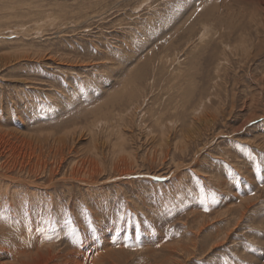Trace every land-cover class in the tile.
I'll return each mask as SVG.
<instances>
[{"label":"rangeland","instance_id":"374dc122","mask_svg":"<svg viewBox=\"0 0 264 264\" xmlns=\"http://www.w3.org/2000/svg\"><path fill=\"white\" fill-rule=\"evenodd\" d=\"M0 156V264H264V0H0Z\"/></svg>","mask_w":264,"mask_h":264},{"label":"bare ground","instance_id":"6f19581e","mask_svg":"<svg viewBox=\"0 0 264 264\" xmlns=\"http://www.w3.org/2000/svg\"><path fill=\"white\" fill-rule=\"evenodd\" d=\"M29 32V31H28ZM52 152V151H51ZM4 153V152H3ZM40 153V152H39ZM6 154V153H5ZM12 154V153H11ZM3 156V155H2ZM16 156V155H15ZM1 157V156H0ZM54 157V156H53ZM14 159V158H13ZM40 159V158H39ZM1 165V164H0ZM5 165V164H4ZM21 166V165H20ZM6 169V168H5ZM2 170V167H1ZM0 170V171H1ZM7 171V170H6ZM9 171V170H8ZM32 171V170H31ZM82 171V170H81ZM4 173V172H3ZM9 174V173H8ZM2 175V174H1ZM0 175V179L3 177ZM9 176V175H8ZM81 176V175H80ZM2 177V178H1ZM63 178V177H62ZM12 179V177H11ZM14 180V179H12ZM5 181V179L3 180ZM7 181V180H6ZM3 183V182H2ZM12 183V181H11ZM48 187V186H47ZM66 216V215H65ZM2 236V234H1ZM80 236V235H79ZM39 239V238H38ZM106 239V238H105ZM103 239V240H105ZM3 240V239H1ZM87 240V239H86ZM101 240V242H103ZM36 241V240H35ZM106 241V240H105ZM95 242V241H94ZM93 243V242H92ZM97 243V242H96ZM99 243V242H98ZM47 244V243H46ZM77 244V241H76ZM75 245V244H74ZM41 246V247H40ZM97 246V244L95 245ZM1 247V246H0ZM100 247V246H99ZM3 248L0 251H3ZM94 248V247H93ZM105 248V247H104ZM6 249V248H5ZM64 249V248H63ZM9 250V249H8ZM8 250H5V253L8 252ZM72 250V249H71ZM102 250V249H100ZM59 251V250H58ZM61 251V250H60ZM98 251V250H97ZM104 251V250H102ZM101 251V252H102ZM90 252V251H89ZM11 255V257L14 258L13 263H8V264H52L53 262H56V258H60L58 255H61L60 253L58 254L56 250L54 249L53 245H46L42 246L38 242H34V245L31 246V248L28 247H18L14 248V250H11L8 252V255ZM109 253V252H108ZM7 254V253H6ZM16 254L18 256L16 257ZM97 255H91V254H85L83 251H80V254H75L68 252V254L65 256L66 261L64 263L60 264H104L101 258L104 256V253H96ZM9 255V256H10ZM108 255V254H107ZM92 256V257H91ZM63 257V256H62ZM8 259V258H7ZM62 260V259H61ZM63 262V261H62ZM112 263V262H111ZM57 264V263H56Z\"/></svg>","mask_w":264,"mask_h":264}]
</instances>
